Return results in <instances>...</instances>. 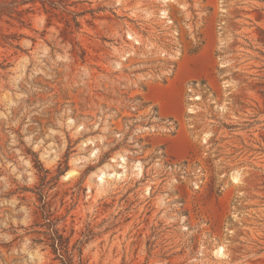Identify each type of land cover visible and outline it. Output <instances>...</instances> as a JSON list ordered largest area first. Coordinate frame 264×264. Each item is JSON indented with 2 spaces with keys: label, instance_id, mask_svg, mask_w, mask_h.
<instances>
[{
  "label": "rangeland",
  "instance_id": "374dc122",
  "mask_svg": "<svg viewBox=\"0 0 264 264\" xmlns=\"http://www.w3.org/2000/svg\"><path fill=\"white\" fill-rule=\"evenodd\" d=\"M64 3L0 20V264L44 202L77 263L264 264V0Z\"/></svg>",
  "mask_w": 264,
  "mask_h": 264
},
{
  "label": "trees",
  "instance_id": "16d2710c",
  "mask_svg": "<svg viewBox=\"0 0 264 264\" xmlns=\"http://www.w3.org/2000/svg\"><path fill=\"white\" fill-rule=\"evenodd\" d=\"M40 2L42 7L47 10L57 9L59 6L66 8L67 3L65 0H0V20L3 17H13L15 14L22 17V14L29 12L32 6L22 8V6ZM5 42L13 44L18 39L17 35H6ZM19 48L18 44H14ZM41 219L35 222V226L39 227L31 231L34 235L32 238L33 243H44L50 246L55 259L59 261V264H86L81 258V250L78 251L79 262L75 260L76 244L70 248L71 237L65 234V229L59 226L60 219L54 216V213L49 209L47 203L44 202L40 207ZM79 242V241H77Z\"/></svg>",
  "mask_w": 264,
  "mask_h": 264
},
{
  "label": "clouds",
  "instance_id": "9594fccd",
  "mask_svg": "<svg viewBox=\"0 0 264 264\" xmlns=\"http://www.w3.org/2000/svg\"><path fill=\"white\" fill-rule=\"evenodd\" d=\"M193 108H189L188 111H193ZM73 124V121L69 120L68 121V125L69 127H71ZM81 128L83 127V125L80 126ZM79 133V128L76 130L75 133H73V135H76ZM96 139H100L102 140V137H97ZM95 140L94 139H89L88 141H86V144H94ZM84 145H81V150H83ZM101 152L100 148H96L94 151L91 152V154L89 156H75L73 157V159L71 160V163L73 165L74 170L69 172L67 174V176L64 177L65 180H67L69 177L75 176L77 174V172L75 171L77 166L80 167H84L87 163L91 162V163H95V160H93V158H98L99 153ZM55 159H59V154L57 155V157ZM55 159L52 160L50 163H55ZM124 156L120 155L119 153L117 154L116 157H114V160L119 161V160H123ZM113 167L112 164H106L104 165V167L102 169H99L98 172H94L92 173V176H98L100 181H104L105 180V175L107 174L108 170L111 169ZM120 167H123V165H120ZM137 168L140 167L139 164L136 165ZM112 176L115 177L116 179H120L121 177L117 175V173L115 171L112 172Z\"/></svg>",
  "mask_w": 264,
  "mask_h": 264
},
{
  "label": "bare ground",
  "instance_id": "6f19581e",
  "mask_svg": "<svg viewBox=\"0 0 264 264\" xmlns=\"http://www.w3.org/2000/svg\"><path fill=\"white\" fill-rule=\"evenodd\" d=\"M194 111V110H193ZM192 111V112H193ZM206 139V138H205ZM204 139V140H205ZM123 156V155H122ZM126 163H127V160H126V157L124 156V159L123 160H120V164L119 165H123V167L122 168H126ZM138 164L140 165V167L138 168L139 169V173H141V171H142V163L141 162H138ZM69 172H71V171H69ZM68 172V173H69ZM67 173V174H68ZM67 174H66V176H67ZM107 175V174H106ZM105 175V176H106ZM124 174H122V176H123ZM233 180L235 181V182H238L239 181V176H238V174L236 175H233ZM216 254L217 255H219L220 257L221 256H224L225 255V252H224V247L223 246H219L218 247V249H217V251H216Z\"/></svg>",
  "mask_w": 264,
  "mask_h": 264
}]
</instances>
